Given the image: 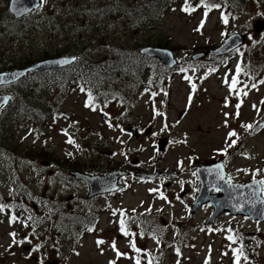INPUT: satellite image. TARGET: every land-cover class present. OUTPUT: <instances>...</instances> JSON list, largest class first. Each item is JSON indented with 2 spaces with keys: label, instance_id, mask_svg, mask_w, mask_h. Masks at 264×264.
Segmentation results:
<instances>
[{
  "label": "rangeland",
  "instance_id": "obj_1",
  "mask_svg": "<svg viewBox=\"0 0 264 264\" xmlns=\"http://www.w3.org/2000/svg\"><path fill=\"white\" fill-rule=\"evenodd\" d=\"M117 1L110 11L112 0H43L17 20L11 0H0V72L64 56L125 60L121 72L105 75L107 83L118 78L105 92L91 87L88 95L76 81L68 90L50 88V72L0 87L13 95L0 113V205L7 206L0 211V264H237V256L238 264H264V221L224 211L213 222L208 202L194 210L199 166L223 163L238 184L264 181V31L253 26L264 20V0H174L153 24L138 18L140 0ZM204 4L228 11L212 7L205 16ZM234 33L247 37L240 49L194 59ZM147 46L171 49L179 65L168 70L144 57ZM113 171L130 176L95 198L90 184L71 175L104 182ZM121 213L145 225L129 223L126 236ZM89 217L91 231L79 226ZM113 242L124 255L117 257Z\"/></svg>",
  "mask_w": 264,
  "mask_h": 264
},
{
  "label": "water",
  "instance_id": "obj_2",
  "mask_svg": "<svg viewBox=\"0 0 264 264\" xmlns=\"http://www.w3.org/2000/svg\"><path fill=\"white\" fill-rule=\"evenodd\" d=\"M40 5V0H11L9 10L17 19H20L23 16L37 10ZM24 9H27V11H22ZM253 26L257 33L264 31V20L258 19L255 21ZM246 39V35L234 33L230 35L221 46L209 51L208 53L198 54L194 56V59L198 60L206 57L207 55H213L215 57L228 55L234 50L244 46ZM262 45L264 46V40L262 41ZM141 54L148 58H158L169 68H174L177 65L174 53L167 48L148 46L141 50ZM65 60L69 62L64 63L63 61ZM74 61L75 58L60 57L57 59L37 62L27 68L0 72V77H3V82L0 83V86H10L19 82L33 71L43 72L49 69H60L72 64ZM11 98L12 96L10 94L0 95V109L2 107H7ZM260 126H264V120L260 123ZM130 132L134 134V129H131ZM165 145L166 141L162 139L161 142H159V149H164ZM197 171L201 182V189L196 198V206L194 207V210L208 202L215 208L211 218L213 222L218 215L224 211L231 215L247 216L253 220H257L258 222L264 221V203H261V201L264 200V197L262 192H258V189L261 187L259 183L254 184L253 182H250L247 184H238L229 182L223 163L199 166ZM71 175L90 184L92 190L90 197L93 198V196L97 194L119 190V179L128 175V173L123 171H113L108 174V177L104 178V182L102 180L101 182L93 181L99 177V175L91 176L80 173H71ZM158 175L167 176V174L165 175L163 173L146 176L148 178H154ZM143 176L146 177L145 175ZM221 176L223 179H221ZM256 181L259 182V180ZM217 189L219 193L213 194L212 191Z\"/></svg>",
  "mask_w": 264,
  "mask_h": 264
},
{
  "label": "trees",
  "instance_id": "obj_3",
  "mask_svg": "<svg viewBox=\"0 0 264 264\" xmlns=\"http://www.w3.org/2000/svg\"><path fill=\"white\" fill-rule=\"evenodd\" d=\"M117 0H112L113 6L110 8V11H114V8L116 7ZM174 0H143V1H136L134 2V9L137 13V16L140 20L145 21L147 23L153 24L158 23L162 20V18L165 16L167 12L168 6L172 3ZM235 1L237 0H228V5H234ZM219 9L222 10L223 15L226 14L228 11V8L226 6L221 7L218 5ZM117 6L116 8L118 9ZM242 11V9H241ZM240 12H238L237 16L240 15ZM83 57H88L83 59ZM124 61L120 60L119 62L111 63H103V64H96L92 58L89 56H82L81 60H78L73 66L55 71L53 73L50 88H58L61 91L68 90L69 85H74L75 81L78 83V85L81 87V90L84 92L89 91L90 88L94 87H102V92L106 91L105 86L108 85V88L110 90L113 89V87L116 85L118 78L113 79L110 83H107L108 78L105 76L107 73H118L121 72L123 65L125 64ZM240 69V68H238ZM169 73H172V71H169ZM43 75H33V77L42 78ZM25 98V97H24ZM60 101L59 98H56V107L54 110H60ZM45 110V109H42ZM48 114L44 115V118H46ZM70 219V218H69ZM77 217H74L70 219V222H74V227H77ZM92 222H95L91 217L87 218V223L80 222L79 226H83L87 229L88 225H93Z\"/></svg>",
  "mask_w": 264,
  "mask_h": 264
},
{
  "label": "snow or ice",
  "instance_id": "obj_4",
  "mask_svg": "<svg viewBox=\"0 0 264 264\" xmlns=\"http://www.w3.org/2000/svg\"><path fill=\"white\" fill-rule=\"evenodd\" d=\"M41 3H43V0H41ZM202 3H204V0H202ZM204 6H205V8H206L205 16L207 15V10H210L212 7H219L218 5H207V4H204ZM183 10H184V11H189V8H188V7H185ZM191 10L194 11L195 9H191ZM22 11H27V9H24V10H22ZM223 19H224V23L227 24V23H228L227 18H223ZM202 26H203V21L201 22V27H202ZM63 62H64V63H68L69 61L65 60V61H63ZM238 71H239V69H238ZM2 82H3V77H0V83H2ZM226 83H227V81H226ZM236 83H237L236 79L233 78V80H232V82H231L230 90H231V87H234V86L236 85ZM261 83H264V81H261ZM252 87L255 88L256 85L253 84ZM244 95H247V93L245 92ZM226 106H227V105H226ZM236 107H237V109H239L240 105L237 104ZM253 107L255 108L256 106L253 105ZM93 110H95V109H93ZM157 114L159 115V113H157ZM225 115H227V114H225ZM238 116H239V112H237V117H238ZM109 126L111 127V125H109ZM242 127L249 128V129H250V128H252V125H242ZM236 135H237V134H236L235 132H232V133L229 134V138H231L232 136H236ZM69 143H72V141L69 140ZM233 143H235V141H233ZM229 146H231V145H229ZM193 175H195V173H193ZM221 179H223L222 176H221ZM253 183H254V184L259 183V185H261V187L258 189V192H264V181H259V182H257V181L254 180ZM217 190H218V189H217ZM161 198L166 199V197L163 196V193H161ZM261 203H264V200H262ZM5 207H7V206H6V205H0V211H3ZM123 216H124V213H121V217H122V219L120 220V231H121L124 235L127 236V235H129L130 233H129V232L126 230V228H125L126 221H125V219H123ZM29 219H31V217H29ZM16 220H17V217L12 216L11 219H10V223H11V222H15ZM91 230H92V229H89V231H91ZM9 235L13 238V239H12V243H13V244L18 243V242L16 241V239H15V237H16V233H9ZM132 235H135V234H132ZM228 239L233 240V237L229 236ZM233 242H235V241L233 240ZM19 243H24V241H19ZM104 243H105L104 240H98V241H97V246H99V245H101V244H104ZM130 245H131V247L133 248V250H135L136 252H140V251H141L140 249L136 248V245H135V242H134V241H131V242H130ZM112 248H113V251H116V255H117V257H120V256L124 255L123 253H120V252L116 249L115 242L112 243ZM38 250H39L38 247H37L36 249H34V251H38ZM234 251H235V250H234ZM241 252H242V250H241ZM178 254H179V253H178ZM236 259H237V264H238L239 257L237 256ZM41 264H42V261H41ZM110 264H115V262L112 261V262H110ZM136 264H140V261L137 260V261H136ZM149 264H151V262H149Z\"/></svg>",
  "mask_w": 264,
  "mask_h": 264
},
{
  "label": "flooded vegetation",
  "instance_id": "obj_5",
  "mask_svg": "<svg viewBox=\"0 0 264 264\" xmlns=\"http://www.w3.org/2000/svg\"><path fill=\"white\" fill-rule=\"evenodd\" d=\"M132 172H134V171H132Z\"/></svg>",
  "mask_w": 264,
  "mask_h": 264
}]
</instances>
